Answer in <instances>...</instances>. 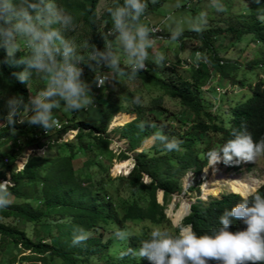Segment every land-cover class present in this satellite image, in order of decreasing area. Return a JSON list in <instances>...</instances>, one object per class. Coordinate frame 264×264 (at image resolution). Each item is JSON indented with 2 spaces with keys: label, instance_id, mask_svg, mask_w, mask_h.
Listing matches in <instances>:
<instances>
[{
  "label": "trees",
  "instance_id": "1",
  "mask_svg": "<svg viewBox=\"0 0 264 264\" xmlns=\"http://www.w3.org/2000/svg\"><path fill=\"white\" fill-rule=\"evenodd\" d=\"M248 1L247 20L239 28L229 25L224 30L235 36L252 33L257 41L264 43V21L257 17L264 13V0ZM56 2L75 15L76 23L80 22L87 33L88 51L92 43H103L101 35L112 28V19L107 10L97 14L98 0ZM122 5L123 1L116 0L114 8ZM98 18L103 21L100 28ZM220 31L216 27L206 28L201 34L184 32L198 39L197 51L207 56V63L198 62L194 51V60L187 57L188 64L182 59L178 61L179 69L170 67L176 71L174 76L156 74L147 68L133 80L120 78L114 84L111 98L104 87L103 98V91L96 94L98 101L107 100L106 106L99 107L103 119L99 124L78 120L68 134H56L45 141H41L46 135L39 126L17 124L15 135L4 125L0 128V147L8 144L4 150L0 148V177L7 171L11 197L18 200L0 209V217L21 218L31 225L29 234L15 223L0 219V264H149L131 255L121 258L120 254L128 248L138 249L141 241L149 236L150 224H164L173 235L184 225H191L197 235L211 233L219 226L222 213L241 202L240 193L227 190L206 199L195 197L176 225L171 224L164 207L171 193L180 190L184 172L198 173L206 164L209 151L219 149L233 138L234 129H246L256 142L264 139V80L258 78L249 83L247 95L244 91L239 95L224 94L214 110L209 108L213 101L202 93L214 90V76L219 79L216 83L231 82L239 89L247 81L244 75L236 76L237 62L219 53L213 35ZM3 56L0 51V59ZM254 63H264V51L261 56L246 61L245 67ZM23 70L24 66H0V93L22 95L27 101L28 85L11 75ZM84 79L94 80V74L86 67ZM135 80L159 89V93L149 96L145 102L140 99V103H134L138 88L133 83ZM163 96L172 99L175 107H168ZM129 113L133 116L110 129L126 141V147L115 153L108 147L107 122L112 115L129 116ZM141 122L145 124L143 131L138 127ZM67 125L62 122L57 130ZM154 133L181 141L179 150L167 151L158 141L139 147L142 140ZM32 143L39 144L41 149L25 154L19 163L24 147ZM41 150L43 154H39ZM125 150H133L132 165L125 175L111 176L107 167H100L98 157L103 156L109 162L113 158L125 160L129 156ZM76 157L80 158L78 165L72 162ZM14 160L18 166L13 165ZM122 177L128 189L125 196L117 199V186L110 184ZM158 190L160 200L156 197ZM250 192L264 195V185ZM244 227L240 221H234L231 231ZM80 229L89 238L73 245V236ZM118 229L130 230L132 238L117 240L114 232Z\"/></svg>",
  "mask_w": 264,
  "mask_h": 264
},
{
  "label": "clouds",
  "instance_id": "2",
  "mask_svg": "<svg viewBox=\"0 0 264 264\" xmlns=\"http://www.w3.org/2000/svg\"><path fill=\"white\" fill-rule=\"evenodd\" d=\"M151 2L155 5L157 0ZM210 6L220 13L227 11L222 0H210ZM148 7V0H123L122 6L109 9L112 28L101 35L103 49L92 43L90 51L84 54L64 35L74 28L75 15L56 0H0V51L4 53L0 66H24L23 71L11 74L22 84H29L33 72L46 82L43 90L29 96L27 101L22 95L11 96L2 124L13 135L17 124L39 126L47 135L58 123L53 110L63 106L66 112H80L94 103L93 84L103 88L106 84L118 83L120 78L133 80L138 73L146 71L149 51L157 46L155 29L143 22ZM173 7L181 8L180 0ZM167 20L169 40L177 42L185 32V23L174 15L167 16ZM207 24L208 14L201 12L188 20L187 29L201 34ZM196 59L208 62L207 56L199 52ZM154 63L158 67L169 66L163 53L155 54ZM85 67L94 74L92 83L84 79ZM105 68L110 71H103ZM133 102L140 103V98L136 97ZM138 127L143 131L145 124L141 122ZM232 137L219 149L209 151L207 158L211 167L221 163L226 169V165L255 163L264 157V139L254 141L246 129H234ZM149 139L153 143L160 142L167 151H178L181 144L162 133H154ZM43 153L41 150L39 154ZM233 171L229 173H235ZM197 182L191 189H198ZM10 186V179L0 181V209L12 203ZM180 189L183 193L181 184ZM187 190L190 191L189 187ZM234 221H240L245 227L231 231ZM132 236L128 229L114 232L119 241H127ZM88 238L80 229L72 243L80 244ZM129 255L147 260L149 264H264V195L245 192L241 202L222 213L219 226L211 233L197 235L191 225H184L173 235L167 228L153 227L138 249L128 248L120 257Z\"/></svg>",
  "mask_w": 264,
  "mask_h": 264
},
{
  "label": "rangeland",
  "instance_id": "3",
  "mask_svg": "<svg viewBox=\"0 0 264 264\" xmlns=\"http://www.w3.org/2000/svg\"><path fill=\"white\" fill-rule=\"evenodd\" d=\"M123 1V0H120ZM116 0H98L96 4V10L97 14H100L104 10L113 9L115 5ZM177 0H157V3L155 5L152 4L151 0H148V10L146 16L143 18V22L145 24H148L150 27L154 28L156 31H154V36L157 38V46L154 50L149 51V61L150 63L147 64V68H150L152 72L156 74H162V75H171L174 76L176 74V71L174 69H171L170 67H174L176 69H179L181 63H178L180 60H187V57H189L191 60H194V51H196L198 48L199 41L197 38L193 37L189 34H184L180 37V39L177 42H170L169 40V28L168 24L169 21L167 20V16L174 15L176 19H181L185 23V31H190L187 29V22L192 17L198 16L201 12H207L208 14V24L206 28H216L219 27L222 29L219 33L213 35L215 37V40L217 42V46L219 49V53H221V56L226 57V59H229L231 61L237 62L235 69L236 76L241 77L245 76V83L244 86L239 89L235 84H232L231 82H222L221 84L216 83L219 81V79L216 80V76H214L215 79V88L214 90H203L202 93L206 94L210 99L213 101V104L209 106L210 110H214L216 105L221 101V97L224 94H227L230 96L231 94H237L239 95L240 91L246 92V95L249 92V83L254 81L255 79H262L264 80V63L262 65H251L249 68H246V61H248L250 58L259 57L262 55L264 51V43L259 42L255 39V37L252 35V33H241L238 36L233 35L232 32L229 30H224L227 26H233L236 28H239L240 23L246 21L248 18V8H249V1L248 0H222V3L227 8L226 12L220 13L217 12L214 8L210 6V0H180L182 7L179 9H175L173 6ZM59 5V4H58ZM260 12V11H259ZM109 18H111L110 12L108 11ZM258 18H261L264 21V13H259L257 15ZM108 18V19H109ZM103 24V21H101V18H98V27L100 28ZM205 28V29H206ZM161 36H160V35ZM65 38L72 41L84 54H87L88 50L87 48L82 47L85 44H88V37L87 33L82 29L80 22L78 21L75 23L74 28L70 29L69 31H66L64 33ZM98 48L101 50L103 49V43L96 44ZM196 49V50H195ZM156 53H163L167 57V63L169 66L167 67H158L154 63V57ZM197 53V51H196ZM200 53V52H199ZM20 55V54H19ZM188 64V60L186 62ZM183 64V63H182ZM185 66V65H184ZM183 66V67H184ZM232 67H230L229 70H231ZM106 71H109L105 69ZM221 80V79H220ZM88 82L92 83L91 80H88ZM134 85H137L136 87V93L135 96H139L140 99H142L143 102L146 101V99L151 96L159 93V89L152 87L150 85L145 84L144 82L141 83V81L135 80ZM46 86V82L39 78L38 76L33 73L31 77V81L28 84V96H34L38 94L39 91L43 90V88ZM105 87L108 90L109 97L111 98L113 96V87L114 84H106ZM92 91L95 96V101L93 104H91L87 109L80 111V112H66L63 109V106L60 109L53 110V115L56 119L63 120L67 117V128L69 130L66 131L68 134L71 132L72 126L74 123H76L78 120H86L90 123L99 124L102 122V115L99 112V107L106 106L107 100L101 99L98 101L96 98V94L99 92L101 93V97L104 96V87L98 88L94 85H92ZM12 95L9 93H0V111L2 115L0 116V128L3 126V120L2 116L7 115V100ZM163 102L170 108L175 107L173 105V100L163 96ZM124 102V101H123ZM25 115H28V113H25ZM133 116V113H129V116L124 114H117L112 115L111 118L108 120L106 125V131L107 136L110 138L108 147L111 148L112 151L115 153L118 152L119 149H123L126 147V141L123 138L118 137V134L110 130L112 127L117 126L121 124L123 121L129 119ZM72 117V118H69ZM62 130L58 131L57 129H53L49 132L48 135L41 138V141H45L49 138L55 137L56 134H60ZM65 133V134H66ZM151 137L148 136L144 140L141 141L139 147L143 146H149L152 141L149 139ZM8 144H5L1 146V150H4L7 148ZM139 147H136L135 149H138ZM41 149V146L37 143H32L24 147L22 151V155L19 160V163L22 162L23 157L25 154L31 152L32 150L39 151ZM125 152L129 155L125 160L126 166L123 170L117 171L113 170V167L116 162L115 159H111V162H109L106 158L103 156L98 157L101 166L107 167V171L111 176L113 175H125L131 165H132V155L133 150H125ZM18 157V158H19ZM122 161V160H121ZM72 162L76 165L80 164V158L76 157L72 160ZM19 163H16L15 160L13 161L14 166H18ZM98 165V162L95 163ZM221 163H219L220 165ZM2 166L4 164H1ZM218 164L214 167H211L208 161V158L206 160V164L202 166L201 171L205 172V180L208 178V175L212 172L218 171ZM129 167V168H128ZM84 169H86L85 166H83ZM212 168V169H211ZM214 169V170H213ZM213 170V171H212ZM225 171L229 172L230 170H234L233 172H237L240 174V176L248 175V176H255L257 178V185L263 184L264 185V157L259 158L255 163H241L239 165H226ZM188 171L185 172L180 177V184L183 187L185 183L190 182V175H187ZM191 182L190 184H194V182H197V188L198 189H191L190 191L184 189L183 193L179 191H174L167 200L164 211L166 212V216L170 219V222L172 225L178 224V222L181 219L182 213L187 210L184 197L189 198L191 200L194 199L196 195L200 199H206L208 196L211 195H217L222 191L230 190L225 185H217L219 181L212 182L211 180L208 181L209 186L205 187V194L202 192V188L199 187L201 184L202 178L197 175L191 174ZM8 173L7 171H4L3 177H0V181L7 180ZM197 178H199L197 180ZM189 184V185H190ZM117 186V199H121L123 196L126 195L127 192V183L125 178L120 179H114L112 184L110 186ZM217 185V189H216ZM254 186V187H256ZM252 187V188H254ZM213 188V189H212ZM216 191L212 193L215 189ZM251 187L245 188L242 191H234L238 192L241 195L244 194V192H250L252 190ZM212 190V192H210ZM161 192L158 190L156 193L157 199L160 200ZM12 201H18L17 198L11 197ZM184 207V208H183ZM188 211V210H187ZM172 213H175L174 216ZM1 220L4 221H11L15 223L19 228H23L27 233H31V225L21 219V218H11V217H0ZM176 220V221H174ZM160 226L162 228H167L166 225H152L150 224V230L153 227ZM168 229V228H167ZM106 233H104L105 236Z\"/></svg>",
  "mask_w": 264,
  "mask_h": 264
},
{
  "label": "bare ground",
  "instance_id": "4",
  "mask_svg": "<svg viewBox=\"0 0 264 264\" xmlns=\"http://www.w3.org/2000/svg\"><path fill=\"white\" fill-rule=\"evenodd\" d=\"M125 166H126V161L122 160V161H119L114 166L113 170L121 171L125 168ZM187 175H190V174L188 173ZM210 180L212 182L219 181L217 183V185H225L228 188H230L231 191H238V189H239V191H242L245 188H248V187L252 188V187L257 185V178L255 176H248V175L239 176L237 173H229V172H224L222 170H219L217 172L210 173V175H208V178H206V180L203 179V182H201V184H200V188H202L203 194H205V192H204L205 187L209 186L206 183H208V181H210ZM188 183L189 182L185 183V185L183 187H186L188 185ZM217 185H216V189H217ZM254 188H252V190ZM216 189L213 192H212V190H210V192L214 193L216 191ZM252 190H250V191H252ZM243 195H245V194H243ZM184 199H187V198L184 197ZM187 201H188V204L186 205V208L188 209L189 199L185 200V203H187ZM186 211L182 213V216L186 213ZM172 214L174 216L175 213H172Z\"/></svg>",
  "mask_w": 264,
  "mask_h": 264
},
{
  "label": "built area",
  "instance_id": "5",
  "mask_svg": "<svg viewBox=\"0 0 264 264\" xmlns=\"http://www.w3.org/2000/svg\"><path fill=\"white\" fill-rule=\"evenodd\" d=\"M155 31H156V30H155ZM196 51H197V50H196ZM196 51H195V53H196ZM197 53H198V51H197ZM197 53H196V54H197ZM102 70H103V71H106L105 69H102ZM57 121H58V123H57V125L54 127V129H60V128H61V125H62V122L65 123V124H67V120H66V119H63L62 122H61L59 119H57ZM67 130H69V128L65 127L64 129H62V131H61L60 134H58V135H63V134H65ZM217 167H218V168H217L218 171H219V170H222V171H223V169L225 168V165H219V164H218ZM188 173L190 174V182H191V177H192L191 174L193 173V171H189ZM197 175L200 176V177L202 178V180H201L200 182H203V179H205V172H204V171H201V173L196 174V177H197ZM198 179H199V178H197V180H198ZM190 182L188 183V185H187L186 187H190V186L196 184V182H194V184H193V183L190 184ZM189 184H190V185H189ZM186 187H182L183 190L186 189ZM199 187H200V185H199ZM187 189H188V188H187Z\"/></svg>",
  "mask_w": 264,
  "mask_h": 264
},
{
  "label": "water",
  "instance_id": "6",
  "mask_svg": "<svg viewBox=\"0 0 264 264\" xmlns=\"http://www.w3.org/2000/svg\"><path fill=\"white\" fill-rule=\"evenodd\" d=\"M242 196H244V195H242ZM189 204H190V202H189Z\"/></svg>",
  "mask_w": 264,
  "mask_h": 264
}]
</instances>
